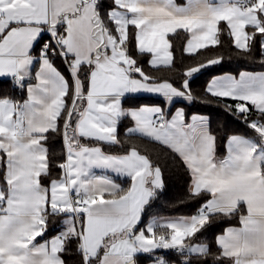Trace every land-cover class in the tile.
Masks as SVG:
<instances>
[{
  "label": "snow or ice",
  "instance_id": "6c2138e0",
  "mask_svg": "<svg viewBox=\"0 0 264 264\" xmlns=\"http://www.w3.org/2000/svg\"><path fill=\"white\" fill-rule=\"evenodd\" d=\"M225 30L235 49L256 50L264 65V0H0V78L23 94L0 96V264H67L73 253L76 264H137L157 250L193 264L211 255L193 238L216 218L237 216L239 227L216 236V264H264V72L207 83L206 93L232 100L226 107L253 133L227 136L220 155L206 116L172 109L195 99L189 78L223 57L186 68L179 87L148 75L137 59L172 68V37L187 34L183 51L196 56L220 46ZM135 93L156 94L161 104L125 109ZM123 118L132 121L126 137L179 157L190 198L202 201L195 214L144 224L163 173L135 145L105 151L127 143ZM52 134L63 141L58 163L46 146ZM50 217L63 219L47 239Z\"/></svg>",
  "mask_w": 264,
  "mask_h": 264
},
{
  "label": "trees",
  "instance_id": "16d2710c",
  "mask_svg": "<svg viewBox=\"0 0 264 264\" xmlns=\"http://www.w3.org/2000/svg\"><path fill=\"white\" fill-rule=\"evenodd\" d=\"M179 3L183 0H177ZM110 3L111 0H104ZM187 34L180 33L179 36L172 37L174 65L172 68L161 67L154 69L149 66V56H137L138 62L142 65L144 71L156 77L158 80H169L175 86L179 87L183 83V72L188 67L197 66L207 59L222 56L221 64L214 65L211 68L203 69L201 73L195 74L189 78V88L195 99L191 103L178 102L175 107H183L186 114L190 117L193 114H200L209 118V127L217 137L218 154L223 155L221 149L227 136L232 134L253 135L252 131L246 128L243 119L230 111L226 105H234L233 101L217 100L206 93V85L214 76L222 74L238 75L242 71L259 72L264 71V65L260 63V55L256 50L250 54H245L235 49L232 45L226 30L221 34V45L216 48L201 50L196 56H190L184 53L183 47L186 43ZM134 47V46H133ZM23 94L19 89H14L13 84L8 80H0V96H13L20 99ZM159 100L151 98H127L123 106L128 109L138 107L147 103L157 102ZM173 108V109H174ZM172 109V110H173ZM255 118V114L253 117ZM132 126L129 118H123L119 126L120 140L127 141L122 146L105 145V151L112 154H123L125 150L135 145L141 154L148 155L155 165L162 169L164 187L158 191L157 197L150 202L145 209L147 215L143 218L144 224L152 219H167L176 217H189L196 213L199 203L191 199L189 195L190 178L187 170L179 157L170 150L160 146L158 143L149 142L146 139H140L135 136L126 137L127 128ZM49 153L55 162H60L64 154V146L61 136L52 134L46 145ZM56 172H53L55 175ZM48 225L47 239L58 234V229L62 224L61 217H50ZM230 222V221H229ZM228 223V218L218 217L209 226L199 233L193 242L206 243L211 255L206 258L193 257V264H216L215 257L219 255L216 245V236L223 231V226ZM141 225L140 227H143ZM64 258L67 264H76L78 257L75 254H65Z\"/></svg>",
  "mask_w": 264,
  "mask_h": 264
},
{
  "label": "crops",
  "instance_id": "0c3cea01",
  "mask_svg": "<svg viewBox=\"0 0 264 264\" xmlns=\"http://www.w3.org/2000/svg\"><path fill=\"white\" fill-rule=\"evenodd\" d=\"M176 4L177 5H185L187 3V0H183L182 2H178L177 0H175ZM183 33V32H181ZM149 56V55H148ZM151 57L149 56V59ZM242 72H247V71H242ZM259 72H264V71H259ZM229 74V73H227ZM224 75V74H222ZM230 75H233V74H230ZM239 75V74H238ZM238 75H235V76H238ZM0 80H8L10 81L9 79L7 78H0ZM11 82V81H10ZM26 98V97H25ZM127 98H151V99H155V100H159L157 102H152V103H147V104H144V105H141V106H153V105H160L161 104V97H159L158 95L156 94H150V93H135V94H128V96L125 99ZM224 100H228V101H232L230 99H224ZM178 102H185V103H191V102H187V101H177L176 103ZM123 104H124V101H123ZM124 107V106H123ZM140 107V106H138ZM138 107H132V108H138ZM125 108V107H124ZM132 108H128V109H132ZM126 109V108H125ZM173 111H175V108L173 109ZM195 115H200V114H195ZM204 116V115H203ZM207 117V116H206ZM208 118V117H207ZM209 120V118H208ZM114 180L116 183L120 184L122 187H128L129 186V182L127 181V178L126 177H117L115 174L113 173H108ZM157 219V218H156ZM230 221V222H229ZM240 224H239V217H233L231 219H228V223H226L225 226H223V231L228 228V227H239ZM223 231L221 233H219L218 235L222 234ZM199 234V233H198ZM197 234V235H198ZM196 237L193 238L192 242L194 241ZM38 240L40 238H37ZM50 239V238H49ZM193 243H200V242H193ZM217 245V244H216ZM218 247V246H217ZM153 255H161L160 257H163L164 259H166L169 264H182L180 262V257L178 255H175L173 254L171 251L169 250H157L155 251L154 253H152ZM149 254H140L137 256V264H155V259H152L150 257H148ZM151 255V254H150Z\"/></svg>",
  "mask_w": 264,
  "mask_h": 264
},
{
  "label": "built area",
  "instance_id": "2783aa9c",
  "mask_svg": "<svg viewBox=\"0 0 264 264\" xmlns=\"http://www.w3.org/2000/svg\"><path fill=\"white\" fill-rule=\"evenodd\" d=\"M169 251H171V252H172L173 254H175V255H178V256L180 257V262H181V263L183 262V259H184V258H183L182 256H180V255H179L178 253H176L174 250H169ZM160 256H161V255H159V254H158V255H153V254H151V255L149 254V255H148V257H150V258H152V259H155V260H156L157 258H159Z\"/></svg>",
  "mask_w": 264,
  "mask_h": 264
}]
</instances>
